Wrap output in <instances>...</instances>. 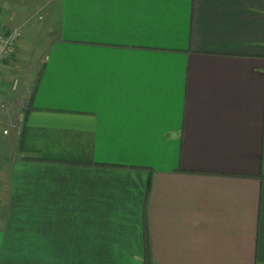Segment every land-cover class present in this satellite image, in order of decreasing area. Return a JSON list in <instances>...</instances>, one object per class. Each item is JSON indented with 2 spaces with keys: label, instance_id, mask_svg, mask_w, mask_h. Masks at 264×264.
<instances>
[{
  "label": "crops",
  "instance_id": "crops-1",
  "mask_svg": "<svg viewBox=\"0 0 264 264\" xmlns=\"http://www.w3.org/2000/svg\"><path fill=\"white\" fill-rule=\"evenodd\" d=\"M0 24L3 121L14 78L25 105L0 264H264V0H0Z\"/></svg>",
  "mask_w": 264,
  "mask_h": 264
},
{
  "label": "built area",
  "instance_id": "built-area-1",
  "mask_svg": "<svg viewBox=\"0 0 264 264\" xmlns=\"http://www.w3.org/2000/svg\"><path fill=\"white\" fill-rule=\"evenodd\" d=\"M21 28L7 30L0 24V80L7 73V63L11 59L16 47L22 39ZM19 86V79L14 78L10 91L16 95ZM3 108V106L1 107ZM25 105L22 101H16L14 105V119L8 123L3 121L0 115V135L7 137L10 134L19 135L22 131Z\"/></svg>",
  "mask_w": 264,
  "mask_h": 264
},
{
  "label": "rangeland",
  "instance_id": "rangeland-1",
  "mask_svg": "<svg viewBox=\"0 0 264 264\" xmlns=\"http://www.w3.org/2000/svg\"><path fill=\"white\" fill-rule=\"evenodd\" d=\"M34 22H36V23H38L37 21H34ZM22 35V34H21ZM21 41V40H20ZM39 50V49H38ZM38 54V52L36 53V55ZM15 97H14V101H15V103H16V101H18L19 99V97L17 96V93H16V95H14ZM20 135V134H19ZM19 135H15V136H17V137H19ZM18 155H20L21 156V154H19V151H18Z\"/></svg>",
  "mask_w": 264,
  "mask_h": 264
},
{
  "label": "trees",
  "instance_id": "trees-1",
  "mask_svg": "<svg viewBox=\"0 0 264 264\" xmlns=\"http://www.w3.org/2000/svg\"><path fill=\"white\" fill-rule=\"evenodd\" d=\"M23 136V129H22V131H21V133H20V138ZM22 141V142H21ZM23 144V138L22 139H20V146ZM20 149H21V147H20ZM23 149V148H22ZM21 149V150H22ZM68 161H71V162H73V160H68Z\"/></svg>",
  "mask_w": 264,
  "mask_h": 264
}]
</instances>
